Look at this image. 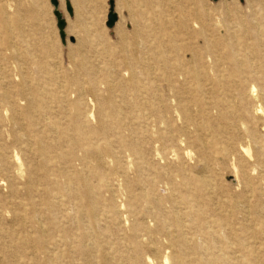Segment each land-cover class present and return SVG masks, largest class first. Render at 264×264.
<instances>
[{
	"label": "bare ground",
	"instance_id": "6f19581e",
	"mask_svg": "<svg viewBox=\"0 0 264 264\" xmlns=\"http://www.w3.org/2000/svg\"><path fill=\"white\" fill-rule=\"evenodd\" d=\"M234 1L215 15L196 0H136L132 29H118L100 62L82 52L81 28L71 51L81 60L59 92L42 86L54 79L48 63L32 58L26 73L17 19L21 42L0 39V264H63L73 253L145 264L143 247L160 264H264V216L249 221L241 193L213 180L232 163L237 189L264 205V0ZM104 197L110 224L124 231L132 220L129 245L105 246ZM123 247L132 255L121 262Z\"/></svg>",
	"mask_w": 264,
	"mask_h": 264
},
{
	"label": "rangeland",
	"instance_id": "374dc122",
	"mask_svg": "<svg viewBox=\"0 0 264 264\" xmlns=\"http://www.w3.org/2000/svg\"><path fill=\"white\" fill-rule=\"evenodd\" d=\"M59 8L58 11L61 12L62 16L67 21L66 27V35H67V43L64 45L59 36V30L57 28V19L55 17V8L51 4L50 0H0V39H4V41L10 39L15 40L17 42H21V34L18 29L17 19H19L21 23L22 31L25 34L26 39L28 40L25 45V63L26 73L28 75L31 74L29 70V61L32 58L39 60L41 63H48L50 66L47 69L49 75H52L53 80H48V75L43 79L42 86H46V89L50 92H59L63 90H68L71 88L72 84L70 83L71 77L74 75L76 71V64H78L81 60V57L78 54H71V51L78 46V38L82 36L81 28L88 30L87 37L89 38V43L87 42L85 46L82 48V52L87 56L88 61L96 62L102 61L103 57L101 54L107 49L106 47H116L119 45L120 34L118 29L122 27L125 31L129 32L132 29L130 23V12L127 5L130 4L134 6L136 0H58ZM114 2L115 13H117L119 17V21L115 25L113 29H109L106 26L108 15L110 12L111 2ZM228 7H231L235 2L234 0H223ZM240 6H245L247 0H236ZM67 2L70 3L71 8L73 10V16L71 17L67 11ZM197 3H203L204 6L208 7L213 14H217L224 8L221 4L222 0H196ZM229 4V5H228ZM7 11V15L3 16L2 9ZM34 10V11H33ZM9 28L11 32L6 34L5 30ZM2 30V31H1ZM73 39V41H71ZM5 51L8 50V46L6 44L3 45ZM36 48V50H35ZM46 49L49 53H46ZM115 55L117 58L120 57L119 47L116 48ZM8 54V52H6ZM29 53V54H28ZM42 54V55H41ZM114 60V59H113ZM114 69V68H113ZM87 70V69H86ZM83 70L81 71V81L86 85L88 83L87 74L92 76L91 70ZM34 73V72H33ZM36 76V74L34 73ZM61 78V79H60ZM103 87V86H101ZM92 97H89L88 100H91ZM90 108L92 109L93 105L89 103ZM94 111L96 108H94ZM95 126H99V122H95ZM240 127L242 125L240 124ZM38 129V127H36ZM244 128V127H242ZM243 132L245 131L242 130ZM260 134L264 135L263 129L260 130ZM247 141L244 140V143ZM100 146L104 145V142L99 143ZM21 157L25 160L26 155L22 154ZM35 164L38 165L40 162L39 158H36ZM108 161V160H107ZM29 163V161L27 160ZM31 165V163H29ZM28 164V165H29ZM107 166H115V164L107 163ZM37 168V167H36ZM105 172V171H104ZM211 176L207 179H210ZM213 180L215 185L221 187L223 191L231 193L232 191L235 193H241V197L238 200H241L240 206L243 209L248 210L249 221L257 219L260 216H264V205L260 202L257 203L258 195L248 190L237 189L236 186V178L233 170L232 163L229 164L228 168L220 167L217 169ZM116 189L120 188L119 183L115 185ZM6 187L3 186L4 192H6ZM231 191V192H230ZM158 196L165 195L161 193L159 190L156 193ZM168 194H173L176 198L180 196L179 192L169 191ZM225 196H229L225 193ZM108 197V194L105 195ZM105 197L97 203L98 211L97 214V223L100 225V231L103 232L105 240L107 244L105 246L113 247L112 242H122L123 244L129 245L128 243L132 241L131 232L129 229L132 226L131 222H127L125 225V229L119 230V228L108 222L106 216L109 215L108 208L105 206ZM124 200V199H123ZM104 201V202H103ZM149 199L147 200V202ZM180 202V201H179ZM133 209H137V202H132ZM168 206L167 204L164 207ZM128 216L126 215V218ZM241 218L242 215H240ZM138 221L139 217H135ZM3 226H6L3 223ZM215 230H219L216 224H213ZM250 229L254 231L263 230L261 226H254L250 224ZM140 237V234H139ZM222 235H219V238H222ZM204 240L201 239L200 243H204ZM121 262L126 259H130L132 255V251L129 248L123 247L121 249ZM142 256L145 259L149 258L145 262V264H160L157 259V255L152 252L151 248L143 247ZM23 257L19 255L18 260ZM237 258V257H236ZM14 258V260H16ZM132 260V259H131ZM89 259H85L79 254H71L70 258L64 261L63 264H84ZM236 261H241L243 263L252 262L253 260L249 257L239 256ZM15 262V261H14ZM14 262H10L14 264ZM33 264H45V262L41 259L32 261ZM5 264V263H4Z\"/></svg>",
	"mask_w": 264,
	"mask_h": 264
},
{
	"label": "water",
	"instance_id": "95a60500",
	"mask_svg": "<svg viewBox=\"0 0 264 264\" xmlns=\"http://www.w3.org/2000/svg\"><path fill=\"white\" fill-rule=\"evenodd\" d=\"M50 1H51V4L56 9L54 14H55V17L57 19V28L59 30L60 39H61L62 43L65 45L67 43V35L65 32L66 27H67V21L62 16L61 12L58 11L59 1L58 0H50ZM214 1H216V0H214ZM110 5H111V8H110V12L108 15V20H107L106 26L109 29H113L115 27V25L117 24V22L119 21V17L117 15V13H115L114 2L112 1L110 3ZM67 11H68L69 15L72 17L73 16V10H72L69 2H67ZM71 41H73V39H71Z\"/></svg>",
	"mask_w": 264,
	"mask_h": 264
}]
</instances>
